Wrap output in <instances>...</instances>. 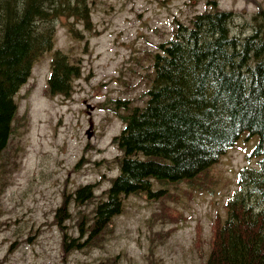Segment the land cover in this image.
<instances>
[{
    "label": "rangeland",
    "instance_id": "rangeland-1",
    "mask_svg": "<svg viewBox=\"0 0 264 264\" xmlns=\"http://www.w3.org/2000/svg\"><path fill=\"white\" fill-rule=\"evenodd\" d=\"M61 1L62 15L51 17L52 51L33 62L14 95L13 133L0 156V264H204L226 202L239 191V172L256 167L257 137L248 133L211 166L207 190L160 186L156 200L130 195L101 233L90 228L118 175L112 139L123 122L113 102L142 105L156 46L178 22L212 11L204 6L211 0ZM213 1L233 13V33L249 32L264 11V0ZM53 52L77 66L68 97L48 92ZM85 187L93 198L78 202ZM262 197L248 200L255 220Z\"/></svg>",
    "mask_w": 264,
    "mask_h": 264
},
{
    "label": "trees",
    "instance_id": "trees-1",
    "mask_svg": "<svg viewBox=\"0 0 264 264\" xmlns=\"http://www.w3.org/2000/svg\"><path fill=\"white\" fill-rule=\"evenodd\" d=\"M62 4L0 0V156L13 133L14 95L33 62L52 51L51 17L62 15ZM251 20L249 32L233 33V13L214 8L178 22L152 55L142 105L134 99L113 102L123 122L112 139L119 152L118 175L93 209L91 233H101L130 195L156 200L162 197L155 191L160 186L207 190L211 166L248 133L257 137L256 167L239 172V191L226 202L204 264H264V210L255 220L256 204L248 202L263 196L258 203L264 207V11ZM51 62L48 92L68 97L71 79L79 76L77 66L59 52H53ZM75 194L78 202L93 198L89 187Z\"/></svg>",
    "mask_w": 264,
    "mask_h": 264
},
{
    "label": "flooded vegetation",
    "instance_id": "flooded-vegetation-1",
    "mask_svg": "<svg viewBox=\"0 0 264 264\" xmlns=\"http://www.w3.org/2000/svg\"><path fill=\"white\" fill-rule=\"evenodd\" d=\"M204 6H206L207 8L213 7V6H217V3L213 0L211 1H207L204 3Z\"/></svg>",
    "mask_w": 264,
    "mask_h": 264
},
{
    "label": "water",
    "instance_id": "water-1",
    "mask_svg": "<svg viewBox=\"0 0 264 264\" xmlns=\"http://www.w3.org/2000/svg\"><path fill=\"white\" fill-rule=\"evenodd\" d=\"M90 137H91V135H90V134H88V135H87V139H89Z\"/></svg>",
    "mask_w": 264,
    "mask_h": 264
},
{
    "label": "bare ground",
    "instance_id": "bare-ground-1",
    "mask_svg": "<svg viewBox=\"0 0 264 264\" xmlns=\"http://www.w3.org/2000/svg\"><path fill=\"white\" fill-rule=\"evenodd\" d=\"M245 35V34H244Z\"/></svg>",
    "mask_w": 264,
    "mask_h": 264
}]
</instances>
